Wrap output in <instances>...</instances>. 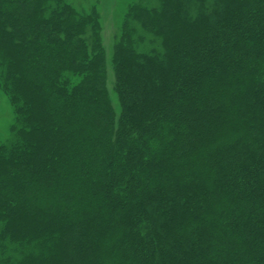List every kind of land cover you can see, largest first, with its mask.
I'll return each mask as SVG.
<instances>
[{
    "label": "trees",
    "instance_id": "obj_1",
    "mask_svg": "<svg viewBox=\"0 0 264 264\" xmlns=\"http://www.w3.org/2000/svg\"><path fill=\"white\" fill-rule=\"evenodd\" d=\"M160 1L116 113L96 10L0 0V264H264V0Z\"/></svg>",
    "mask_w": 264,
    "mask_h": 264
},
{
    "label": "rangeland",
    "instance_id": "obj_2",
    "mask_svg": "<svg viewBox=\"0 0 264 264\" xmlns=\"http://www.w3.org/2000/svg\"><path fill=\"white\" fill-rule=\"evenodd\" d=\"M81 13H89L96 10L99 15L101 24V39L104 47L107 62V89L110 96L112 106L116 113L121 110V105L117 93L114 91L115 77L112 64V57L115 51V45L119 41L123 28L128 25L132 28V33L136 40V45L141 51H149L152 49H160L159 40L154 38L152 34L144 30L138 21L130 14L131 8L147 7L159 8L160 0H65ZM3 68L0 66V145L10 143L13 140V127L20 126L15 113V106L12 104L9 95L3 87L2 75ZM76 80V79H75ZM31 247L22 249L27 252ZM19 250V249H18ZM14 257L19 258L18 251L12 252ZM6 255V254H5ZM2 254L0 253V260Z\"/></svg>",
    "mask_w": 264,
    "mask_h": 264
}]
</instances>
